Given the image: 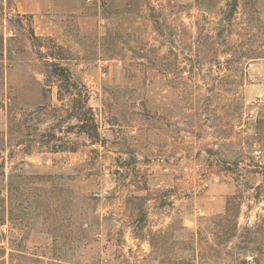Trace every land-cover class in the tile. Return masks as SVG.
<instances>
[{
    "label": "rangeland",
    "instance_id": "rangeland-1",
    "mask_svg": "<svg viewBox=\"0 0 264 264\" xmlns=\"http://www.w3.org/2000/svg\"><path fill=\"white\" fill-rule=\"evenodd\" d=\"M24 3L42 6L0 0L8 252L45 257L33 264H264L250 250L237 261L236 240L212 233L238 193L240 232L264 220V0ZM42 44L89 91L98 140L80 131Z\"/></svg>",
    "mask_w": 264,
    "mask_h": 264
},
{
    "label": "trees",
    "instance_id": "trees-1",
    "mask_svg": "<svg viewBox=\"0 0 264 264\" xmlns=\"http://www.w3.org/2000/svg\"><path fill=\"white\" fill-rule=\"evenodd\" d=\"M236 14L237 2L234 1L230 10L228 11V19L230 23L232 22V19H234ZM32 35L34 36L33 32ZM40 47L46 48V55L51 56L54 61L60 58L55 57V55H51V53L49 54V47H47V45L42 44L40 45ZM54 61L49 63V66L52 69L51 77L59 82L60 92L64 91L65 93H68L72 96L74 108L78 109V112L76 113V115H74V117L78 121V127L80 131L86 134L91 140H98L99 133L95 121V115L93 113V109L89 106V91L86 89V87H79L78 83L74 81L69 68H67L66 66H62V64L57 61ZM72 88H75V90H77V99L73 97L76 95V93H71ZM260 123L263 122L260 121ZM255 129V134L258 133L259 136H262L261 133H259V131L257 130V125ZM239 197L240 195L238 193L228 200L226 212L223 215L219 216L218 220L213 222L214 231L212 232L214 235V239L216 240L222 238V233L224 236L228 235L227 238L222 241L223 244L225 243L228 245L230 242L236 240L237 243L234 245L233 251L236 252L244 250V253H241L243 255H240V253H238L239 256L237 255L236 257L237 261L241 260V258H243V260H245V258H248L244 257L246 256V252H248V250L252 251L253 254L263 255L264 253V220H262L260 223H256L251 227H245L243 229V233H241L239 224L237 222L238 214L234 215L231 213V206L233 205L234 201L238 200ZM4 222V220L1 221L0 225L3 226L5 224ZM228 222L230 224H228ZM6 241V235L0 232V264H33L37 262H43L45 259L44 256L22 250L21 246L18 247L19 249L11 248V251L8 252L9 248L7 247ZM254 260L257 263L260 262V259L257 255H255Z\"/></svg>",
    "mask_w": 264,
    "mask_h": 264
},
{
    "label": "crops",
    "instance_id": "crops-1",
    "mask_svg": "<svg viewBox=\"0 0 264 264\" xmlns=\"http://www.w3.org/2000/svg\"><path fill=\"white\" fill-rule=\"evenodd\" d=\"M23 4H25V3H24V0H20V5L24 6ZM41 6H42V3H39L37 6H30V7H28V5L26 6V4H25V6H24V10H28V8H29V9H32V10L36 8V10H37V8L39 7V9H40ZM26 8H27V9H26ZM32 10H28V11L32 12Z\"/></svg>",
    "mask_w": 264,
    "mask_h": 264
}]
</instances>
